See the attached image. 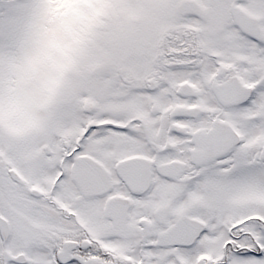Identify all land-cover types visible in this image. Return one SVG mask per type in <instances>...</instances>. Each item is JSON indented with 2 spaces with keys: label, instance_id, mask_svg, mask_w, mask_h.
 <instances>
[{
  "label": "snow or ice",
  "instance_id": "snow-or-ice-1",
  "mask_svg": "<svg viewBox=\"0 0 264 264\" xmlns=\"http://www.w3.org/2000/svg\"><path fill=\"white\" fill-rule=\"evenodd\" d=\"M0 264H264V0H0Z\"/></svg>",
  "mask_w": 264,
  "mask_h": 264
}]
</instances>
